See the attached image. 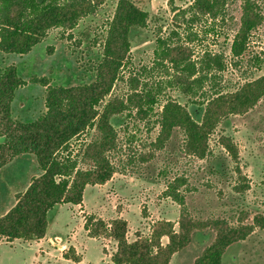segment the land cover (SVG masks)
Instances as JSON below:
<instances>
[{"label":"trees","instance_id":"trees-1","mask_svg":"<svg viewBox=\"0 0 264 264\" xmlns=\"http://www.w3.org/2000/svg\"><path fill=\"white\" fill-rule=\"evenodd\" d=\"M106 1L0 0V50L26 54L51 29H74L85 17L96 14ZM230 1L192 0L181 9L178 14L189 31V40L198 37L193 28L203 21L208 23L206 33H218L217 23L225 20ZM241 6L240 25L231 44L234 57L246 52L252 32L264 21L259 0H241ZM148 19V11L133 0H118L102 43L103 57L95 79L65 86L51 84L47 77H33L32 82L46 87V94L45 111L31 121L15 119L13 115L16 92L26 84L17 66L12 63L0 72V170L25 153L35 155L41 170L25 191L17 194L16 203L0 215V241L45 237L50 210L57 204H81L88 185L104 184L113 177L119 168L116 156L122 150L114 118L150 122L156 115L154 124L159 126V132L151 142L152 150L139 156L140 161L153 158L176 129L184 135V151L205 158L211 152L209 139L221 121L247 112L264 98V75L233 91H225L218 82L219 73L226 68L221 53L205 50L201 57L193 59L191 47L183 43L172 46L164 37L157 38L156 64L169 76L157 82L142 81L136 74L125 78L123 69L130 59L132 30L146 28ZM120 81L128 83V91L113 94ZM168 88L178 89L189 95L192 102L204 106L202 120L198 121L185 105L165 95ZM157 105H161L160 111H156ZM92 130V137L83 139L81 151L76 153L72 140H79ZM134 138L132 133L131 140ZM220 142L241 173L236 143L229 136H222ZM187 182L186 177L176 176L163 191L165 197L182 208L179 230L174 222L162 219L156 221L149 236L129 241L128 222L122 218L108 223L91 215L84 227L91 237L105 233L114 238L117 248L111 258L115 264H169L174 254L189 244L192 233L201 229L214 231L215 237L191 264H223V256L232 244L245 240L256 226L264 228L263 215H256L254 223L237 224L224 218L191 217L186 209V189H182ZM163 237L168 238L165 244ZM74 248L69 247L63 257L80 262Z\"/></svg>","mask_w":264,"mask_h":264},{"label":"rangeland","instance_id":"rangeland-1","mask_svg":"<svg viewBox=\"0 0 264 264\" xmlns=\"http://www.w3.org/2000/svg\"><path fill=\"white\" fill-rule=\"evenodd\" d=\"M117 1L107 0L96 14L85 17L72 30L51 29L26 54L0 50V72L14 63L26 81L17 90L13 102L15 119L31 121L45 111L46 87L32 82L33 77H47L51 84L65 86L95 79L97 65L103 57L102 43ZM133 1L148 11L149 19L146 28L132 30L130 59L123 69L125 78L136 74L142 81L157 82L169 76L156 64L158 37L166 38L172 46L188 45L194 50L193 59L201 57L205 50L221 53L226 68L219 73L218 82L225 91H233L246 81L264 75V21L252 32L248 49L241 57H234L231 52L232 40L240 25L241 0L229 2L225 20L217 23L218 33H206L208 23H197L193 29L198 37L193 41L189 40V31L178 14L192 0ZM259 1L264 13V0ZM209 86L208 83L206 88ZM128 88V83L120 81L113 94L123 95ZM165 93L185 105L198 121L202 120L204 106L192 102L189 95L170 88ZM160 109L161 105H157L156 111ZM155 118L153 115L150 122L114 118L122 147L116 156L118 171L104 184L88 185L81 204H57L50 210L45 239L1 240L0 264H115L111 257L117 242L105 233L91 237L84 227L86 220L91 215L108 223L116 218L125 219L129 241L149 236L156 221L162 219L174 222L175 229L179 230L182 208L163 195L167 183L176 176L188 180L182 189H186V209L195 219L224 218L237 224L254 223L256 215L264 216V98L247 112L221 121L209 139L211 152L205 158L186 153L184 135L176 129L167 145L156 151L153 158L138 160L152 150L151 142L159 132ZM92 133L93 130L79 140H72L76 153L81 151L83 139L89 140ZM132 133L134 140H131ZM222 136L231 137L238 146L241 173L221 144ZM21 157L0 171V215L16 203L17 194L25 191L41 172L35 155L25 153ZM214 237L210 229L195 230L189 244L174 254L169 264H191ZM167 241V237L162 238L164 244ZM71 246L81 257L80 262L63 257ZM223 264H264V228L256 226L245 240L232 244L223 256Z\"/></svg>","mask_w":264,"mask_h":264},{"label":"crops","instance_id":"crops-1","mask_svg":"<svg viewBox=\"0 0 264 264\" xmlns=\"http://www.w3.org/2000/svg\"><path fill=\"white\" fill-rule=\"evenodd\" d=\"M15 100V99H14ZM14 102V101H13ZM24 154H21V155H18V156H16L10 163H8L7 165H9V164H11V163H13L16 159L18 160L19 158H22L21 156H23ZM6 166V165H5ZM3 168V167H2ZM1 168V169H2ZM1 171V170H0ZM77 206V205H76ZM47 234H48V229H47V233H46V235H45V237H43V238H41V239H36V240H38V241H40V240H43V239H45L46 238V236H47ZM35 240V239H34Z\"/></svg>","mask_w":264,"mask_h":264},{"label":"built area","instance_id":"built-area-1","mask_svg":"<svg viewBox=\"0 0 264 264\" xmlns=\"http://www.w3.org/2000/svg\"><path fill=\"white\" fill-rule=\"evenodd\" d=\"M56 241H57V244L56 245H58L60 243V239L59 240H56Z\"/></svg>","mask_w":264,"mask_h":264}]
</instances>
